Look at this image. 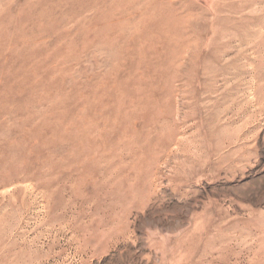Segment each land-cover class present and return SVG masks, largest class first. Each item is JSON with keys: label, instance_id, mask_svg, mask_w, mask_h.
<instances>
[{"label": "rangeland", "instance_id": "rangeland-1", "mask_svg": "<svg viewBox=\"0 0 264 264\" xmlns=\"http://www.w3.org/2000/svg\"><path fill=\"white\" fill-rule=\"evenodd\" d=\"M0 264H264V0H0Z\"/></svg>", "mask_w": 264, "mask_h": 264}]
</instances>
